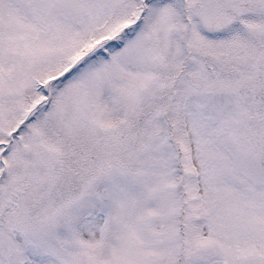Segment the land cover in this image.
<instances>
[{"label": "snow or ice", "instance_id": "1", "mask_svg": "<svg viewBox=\"0 0 264 264\" xmlns=\"http://www.w3.org/2000/svg\"><path fill=\"white\" fill-rule=\"evenodd\" d=\"M0 264H264V0H0Z\"/></svg>", "mask_w": 264, "mask_h": 264}]
</instances>
